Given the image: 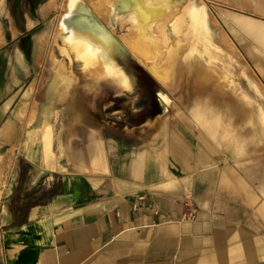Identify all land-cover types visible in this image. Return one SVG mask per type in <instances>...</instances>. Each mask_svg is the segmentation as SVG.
Wrapping results in <instances>:
<instances>
[{"label":"crops","instance_id":"0c3cea01","mask_svg":"<svg viewBox=\"0 0 264 264\" xmlns=\"http://www.w3.org/2000/svg\"><path fill=\"white\" fill-rule=\"evenodd\" d=\"M31 32L16 44L26 62ZM59 92L71 94L45 103L21 165L1 170L0 264L264 263V157L229 124L159 113L106 131L122 120L93 103L87 121L75 90ZM13 101L0 143L24 140L21 114L4 120Z\"/></svg>","mask_w":264,"mask_h":264},{"label":"rangeland","instance_id":"374dc122","mask_svg":"<svg viewBox=\"0 0 264 264\" xmlns=\"http://www.w3.org/2000/svg\"><path fill=\"white\" fill-rule=\"evenodd\" d=\"M72 1L0 0V106L14 100L4 120L21 114L17 138L24 139L0 143V184L1 170L21 165L19 153L45 103L70 96L60 89L75 90L87 121L98 120L88 108L93 103L108 121L122 120L106 131L120 133L159 113L191 114L199 124H229L264 157V22L243 17L264 20V0H146L161 11L141 32L148 57L124 43L144 22L123 0H76L81 17ZM94 2L105 7L101 16L91 10ZM33 30L26 62L16 44ZM195 213L189 204L185 219Z\"/></svg>","mask_w":264,"mask_h":264},{"label":"bare ground","instance_id":"6f19581e","mask_svg":"<svg viewBox=\"0 0 264 264\" xmlns=\"http://www.w3.org/2000/svg\"><path fill=\"white\" fill-rule=\"evenodd\" d=\"M101 1V0H100ZM103 1V0H102ZM128 6H130L132 9L135 10L137 15L141 17L144 22L143 26L140 28V35L137 36H129L127 38H124V43L126 46L136 52L138 55H142L143 57H148L150 54V48L149 46L143 41L144 39L141 36V32H143V28L149 23H151L153 20H155L158 15H160L161 11L158 9L152 8L149 3H147L146 0H123ZM93 6H91V10L98 16H101V11H99L101 8L103 9L104 5L99 4L98 2L92 3ZM75 15L78 17H81V8H79V5L76 0L72 1L71 4ZM102 6V7H101ZM105 8V7H104ZM105 11V10H104ZM100 12V13H99ZM73 16V15H72ZM104 16V15H103ZM91 49V47H90ZM93 51V50H91Z\"/></svg>","mask_w":264,"mask_h":264},{"label":"trees","instance_id":"16d2710c","mask_svg":"<svg viewBox=\"0 0 264 264\" xmlns=\"http://www.w3.org/2000/svg\"><path fill=\"white\" fill-rule=\"evenodd\" d=\"M41 1H44V0H41ZM40 1V2H41ZM34 33H35V31L33 30L32 32H31V35L33 36L34 35ZM32 44V43H31ZM31 48H32V45H30L28 48H27V51H26V55H27V58L28 59H30V57H31ZM20 213V208H16V215L17 214H19Z\"/></svg>","mask_w":264,"mask_h":264},{"label":"flooded vegetation","instance_id":"af4514ba","mask_svg":"<svg viewBox=\"0 0 264 264\" xmlns=\"http://www.w3.org/2000/svg\"><path fill=\"white\" fill-rule=\"evenodd\" d=\"M33 1H35V2H40L41 0H33ZM41 3V2H40Z\"/></svg>","mask_w":264,"mask_h":264}]
</instances>
